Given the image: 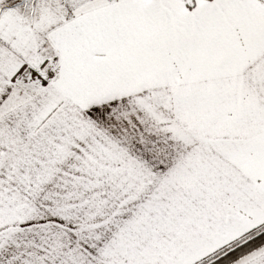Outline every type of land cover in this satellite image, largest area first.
<instances>
[{
	"label": "snow or ice",
	"instance_id": "1",
	"mask_svg": "<svg viewBox=\"0 0 264 264\" xmlns=\"http://www.w3.org/2000/svg\"><path fill=\"white\" fill-rule=\"evenodd\" d=\"M0 264H264V0H0Z\"/></svg>",
	"mask_w": 264,
	"mask_h": 264
}]
</instances>
